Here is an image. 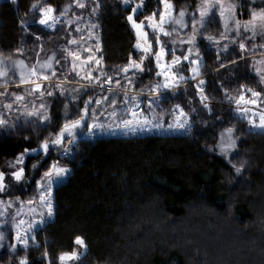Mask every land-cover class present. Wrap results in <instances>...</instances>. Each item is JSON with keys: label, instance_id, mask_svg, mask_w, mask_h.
<instances>
[{"label": "trees", "instance_id": "obj_1", "mask_svg": "<svg viewBox=\"0 0 264 264\" xmlns=\"http://www.w3.org/2000/svg\"><path fill=\"white\" fill-rule=\"evenodd\" d=\"M33 1L0 2V60L21 47L22 16ZM47 1L55 11L74 2ZM125 2L94 0L91 27L97 40L89 39L87 46L98 44L108 67L138 56L151 66L152 40L132 26ZM152 3L146 0L142 12L154 9ZM254 4L264 7V0ZM29 26L25 37L36 46L48 35L56 44L67 32L62 26L61 33ZM230 56L237 60L233 69L224 70L220 81L209 79L206 93L243 77L241 56L234 50ZM65 101L50 104L54 119ZM183 104L180 100L192 122L187 134L110 136L91 143L54 190L53 218L35 234L39 250L55 257L71 251L81 237L86 251L79 264H264V131L240 125L222 107L196 108L193 93ZM20 122L0 125V178H12L16 161L27 168L35 159L30 152L39 139L20 130ZM32 186L28 179L7 182L0 197Z\"/></svg>", "mask_w": 264, "mask_h": 264}, {"label": "rangeland", "instance_id": "obj_2", "mask_svg": "<svg viewBox=\"0 0 264 264\" xmlns=\"http://www.w3.org/2000/svg\"><path fill=\"white\" fill-rule=\"evenodd\" d=\"M73 1L56 11L47 0L33 1L22 16L21 47L0 60V125L21 119L19 129L39 139L30 167L16 161L12 178H0L1 187L33 181L23 193L0 197V264H79L86 251L81 237L71 251L51 257L38 249L35 234L53 218L55 188L96 138L187 134L192 122L179 101L184 105L188 93L196 108L222 107L240 125L264 131V7L252 4L257 0H153L147 12L146 0H125L132 26L153 42L147 67L140 56L108 67L98 44L87 46L97 40L94 0ZM33 23L67 32L56 44L48 35L36 46L25 37ZM233 50L245 63L243 77L206 93L209 79L220 81L224 70L233 69ZM62 98L65 105L54 119L50 104Z\"/></svg>", "mask_w": 264, "mask_h": 264}, {"label": "flooded vegetation", "instance_id": "obj_3", "mask_svg": "<svg viewBox=\"0 0 264 264\" xmlns=\"http://www.w3.org/2000/svg\"><path fill=\"white\" fill-rule=\"evenodd\" d=\"M250 2V1H249ZM251 3V2H250ZM252 4H254V3H252Z\"/></svg>", "mask_w": 264, "mask_h": 264}]
</instances>
